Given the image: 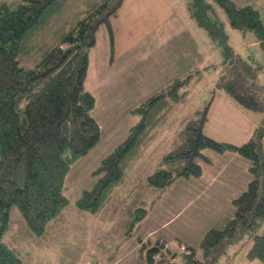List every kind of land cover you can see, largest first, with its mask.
Segmentation results:
<instances>
[{
    "label": "trees",
    "instance_id": "1",
    "mask_svg": "<svg viewBox=\"0 0 264 264\" xmlns=\"http://www.w3.org/2000/svg\"><path fill=\"white\" fill-rule=\"evenodd\" d=\"M65 2L12 0L0 4V264H26L22 254L3 241L10 209L17 206L30 231L44 235L49 223L58 219L69 204L65 194L68 172L101 139V128L92 114L96 98L85 81L97 32L103 24L111 27V19L123 0H95L76 26L35 67L21 63V56L32 52L35 40ZM188 6L197 23L223 46L224 60L211 92H223L261 120L242 145L218 141L204 132L212 101L205 103L203 109L181 119L184 125L178 132L176 147L164 155L160 168L147 181L155 188H165L179 177H200L203 168L198 160L211 162L204 153L208 149L236 152L247 158L251 180L233 200L234 216L223 227L208 230L200 244L202 258L189 248L184 264H214L227 246L245 233L251 243L247 257L264 262V67L253 56L244 57L229 45L226 24L217 8L224 10L235 30L254 32L263 56L264 20L256 7L238 6L233 0H188ZM197 72L201 78L203 73ZM194 77L190 73L174 79L133 109L141 116L140 121L102 160L95 171L101 174L97 184L92 190H84L77 201L80 209L97 213L105 207L115 187L126 181L128 168L141 147L162 125L165 112L173 104L189 102ZM142 216H135L137 220L132 224ZM147 252L150 264H181L175 261L177 253L168 258L169 250L163 242Z\"/></svg>",
    "mask_w": 264,
    "mask_h": 264
},
{
    "label": "rangeland",
    "instance_id": "2",
    "mask_svg": "<svg viewBox=\"0 0 264 264\" xmlns=\"http://www.w3.org/2000/svg\"><path fill=\"white\" fill-rule=\"evenodd\" d=\"M10 1L0 0V4ZM233 1L238 6L256 7L264 20V0ZM93 3L95 0H66L35 40L32 52L21 56L22 65L35 67ZM217 9L226 24L229 45L244 57L253 56L264 67L263 48L254 32L235 30L224 10ZM222 50V44L212 40L192 16L188 0H123L111 19V27L103 24L99 28L97 43L90 53L85 86L96 98L92 114L101 128V139L67 174L65 194L69 204L42 236L30 231L19 208L13 206L3 241L19 251L26 264H150L147 249L162 242L169 250L168 258L177 253L176 262L185 263L189 248L202 258L200 244L205 234L213 227H223L235 214L233 200L239 195L232 199V182L218 183L219 196L213 200L207 174L202 182L205 185L200 182L201 175L179 177L165 188L150 186L147 177L176 147L178 132L184 125L181 119L207 103L224 60ZM198 69L203 73L201 78ZM190 73L195 74V87L190 88L188 104H173L165 112L163 127L159 125L152 140L141 147L128 168L126 181L115 187L105 207L97 213L80 209L77 201L84 190H92L97 184L101 174L95 171L102 160L140 121L141 116L133 109L174 79ZM261 78L264 79V71ZM220 110L226 111L225 107ZM211 123H207L206 130ZM223 134L220 138L228 141L230 134ZM204 153L211 158L220 155L216 161L218 169L228 159L213 150ZM236 156L232 166L237 169V179H251L250 161L239 153ZM198 162L202 168L208 167V163ZM140 208L147 211L142 213L137 210ZM142 214L143 219L133 225L135 216ZM141 240L146 244L145 250ZM250 245L246 233L241 235L214 264H264L247 257Z\"/></svg>",
    "mask_w": 264,
    "mask_h": 264
},
{
    "label": "crops",
    "instance_id": "3",
    "mask_svg": "<svg viewBox=\"0 0 264 264\" xmlns=\"http://www.w3.org/2000/svg\"><path fill=\"white\" fill-rule=\"evenodd\" d=\"M221 107H225L226 111L221 112ZM209 110H211L210 114L204 124L205 134L214 138L215 140L227 143L233 142L235 145H242L247 142L253 135L257 125L261 120L260 118L255 117L238 106L229 97H227V95L219 90L214 93ZM209 121H212V126H208L206 130L207 123ZM223 132L230 134V136L226 138L228 141L220 138L219 135H224ZM222 155L228 159L224 161L225 166L219 169L216 167V161L219 160L220 155L214 154L212 158L211 155H207L209 158H211V162L208 163L207 168H203V174L200 178L201 184L205 185L202 182L205 180V174L208 175L211 190L210 196H212L213 200L219 196L218 193L220 190H218L219 187L216 186L218 183L222 184L224 180L232 182V187L230 190L232 199H234L236 195H240L247 188L248 183L251 180L250 178L244 176L242 179H237V169L232 166L234 164V160L237 159L236 153L225 152ZM206 186L209 189V185Z\"/></svg>",
    "mask_w": 264,
    "mask_h": 264
},
{
    "label": "water",
    "instance_id": "4",
    "mask_svg": "<svg viewBox=\"0 0 264 264\" xmlns=\"http://www.w3.org/2000/svg\"><path fill=\"white\" fill-rule=\"evenodd\" d=\"M212 98H213V94L210 93L209 98L207 100V104L211 103Z\"/></svg>",
    "mask_w": 264,
    "mask_h": 264
}]
</instances>
